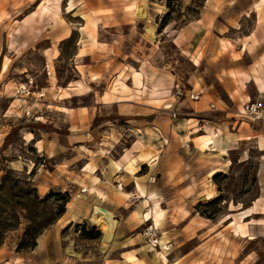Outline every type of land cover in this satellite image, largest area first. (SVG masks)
<instances>
[{
	"label": "rangeland",
	"instance_id": "obj_1",
	"mask_svg": "<svg viewBox=\"0 0 264 264\" xmlns=\"http://www.w3.org/2000/svg\"><path fill=\"white\" fill-rule=\"evenodd\" d=\"M206 3L208 9L213 10L215 5L219 8L225 1L0 0V81H7L9 87H13L9 93L15 94V107L8 112L11 118L5 121L7 127L12 126L8 135L15 132L9 143L6 145L7 135L0 147V264H264V215L258 219L246 217L244 225L250 233L246 239L233 229L234 222L243 221L240 214L251 206L264 212V153L255 140L239 143L230 152L232 163L213 177L216 195L208 194L204 200L192 201L196 204L178 208V214L173 210L171 220L163 210L161 225H155L153 220L144 222L136 216L146 199L134 200L127 208L113 211L93 199L95 194L104 197L100 191L78 178L79 166L87 160L79 151L93 156V151L88 150L91 146L107 153V147L116 145L113 154L118 156L122 146L131 144L132 136L126 134L128 125L117 109L102 108L92 122L100 128L95 133L90 129L66 127L67 122L59 113L61 98L70 95L69 90L62 91V88L73 85H80V93L91 92L66 101L71 107L91 105L93 96L105 90L106 99L148 93L147 89L143 92L137 88L143 84L140 78L153 89L164 84L159 90L163 93L151 90L150 95L171 97L175 103L182 100L185 90L192 86L190 78L197 73L189 53L178 47L170 34L172 29L195 21L206 11ZM250 3L252 1L242 0L241 7L249 10ZM248 13L241 29L232 31L234 38L238 32L246 33L253 27V17L250 11ZM167 14L169 25L161 31V22ZM60 16L67 24L60 21ZM68 27L71 31L67 37ZM151 27L154 29L152 37L147 31ZM166 30L170 31L169 35ZM80 42L83 46L79 53L87 55L85 57L78 56ZM221 43L219 52L227 47L225 40ZM193 59L199 63L198 57L193 56ZM136 72H141L140 76ZM163 73L169 77V83L164 81ZM50 76V80L60 86V92L50 94L46 89ZM24 85H28L29 94L20 92ZM26 98V108L22 109L21 99ZM45 98L52 100L50 104ZM163 99L152 103L167 110L174 109L171 102ZM46 102L47 106L42 105ZM7 105L8 99H0V108L5 109ZM259 106L264 112V106ZM184 107L175 109L183 122L189 117ZM46 109L49 110L45 117L39 116ZM239 118L244 127L248 128L249 123L258 125L244 116ZM188 120L187 126H194L191 130L198 128L197 119ZM30 130L38 137L43 134L40 137L43 142L38 146L45 151L39 152L34 143L27 140ZM74 159L80 160L74 163ZM87 168L95 169L94 165ZM58 171L68 172L69 178L60 177ZM181 202L184 201H169L172 207ZM97 205L111 211L116 221L109 242L104 241L102 225L91 219ZM63 208L65 212L61 213ZM182 219L177 228L189 225L190 234L203 226L211 229L231 223L221 237L226 248L213 245L208 255L206 251L197 250L198 255L193 259L180 261L179 255L188 246L179 249L180 245L171 241L170 232L171 223ZM150 225L158 229V247L149 242L147 228ZM233 250L236 253L244 250L251 256L246 262L233 261ZM160 253L166 254L167 262L159 258Z\"/></svg>",
	"mask_w": 264,
	"mask_h": 264
},
{
	"label": "crops",
	"instance_id": "obj_2",
	"mask_svg": "<svg viewBox=\"0 0 264 264\" xmlns=\"http://www.w3.org/2000/svg\"><path fill=\"white\" fill-rule=\"evenodd\" d=\"M224 1L225 3H222L219 8L215 5L213 10L208 9L206 3V11L204 10L195 21L186 23L180 29L171 30L170 36L173 42L189 53L188 56L197 73L194 78H190L192 86L185 90V97L182 100L175 103L171 97L150 95L151 90L158 91V94L163 93L159 90L164 84L153 89L144 78L142 80L140 78L143 84L137 88L143 89V92L147 89L148 93L138 95L132 93L131 97H129L130 94H125L126 97L123 98L106 99L107 91L105 90L100 95H94L93 104L88 106L71 107L66 101L91 91L80 93V85L62 88V91L65 89L70 91V95L62 97V102L60 101L62 109L59 113L64 116L67 122L66 127L72 129L75 126L77 130L90 129L93 133L100 131L99 126H94L92 122L100 115L103 107H115L119 116L124 118L128 125L126 134L131 135L133 140L131 144L121 147L118 156L113 154L117 148L116 145L107 147L105 149L107 153H101L100 150L91 146L92 149L88 150L93 151V156L87 154V151H79L85 154L87 160L79 166L78 178L83 179L89 183L90 188L95 187L104 195L102 198L92 193L95 194L93 199L105 203L106 208L120 211L127 208L134 200L150 199V206L158 203L163 208L157 206L158 204L151 206L152 212L157 213L154 211L159 209L164 216L165 211L168 213L166 215L168 220H171L169 218L173 210L178 214V208L186 209L196 204L192 201L204 200L208 198V194L216 195L213 177L232 163L229 158L230 152L237 144L255 140L259 150L264 153V122H256L258 125L249 123L247 128L239 118L241 106L243 107L246 102L264 106V0H250L252 3L249 5V10L241 7L242 0ZM248 11H250V17H253V27L249 32L242 34L238 32V36L234 38L233 32L241 29V24L243 25V21L247 19L245 16H249ZM169 32V30L165 31L168 35ZM221 40L226 41L227 47L219 52L222 49ZM79 44L78 56H87L79 53L83 46L81 42ZM193 56L199 58V63H195ZM136 73L140 76L141 72ZM87 74L89 75V71ZM1 76L2 74L0 78ZM163 76L164 81L169 83V77L164 73ZM50 78L51 76L46 89L50 94L60 92V86L56 82L53 83ZM129 80H133V77L130 76ZM9 86L7 81L5 83L0 81V99H8L6 108H0V147L12 128L11 124L8 127L5 124V121L11 118L8 112L15 107V94L9 93L13 87ZM161 98H164V102H171L174 111L176 108L186 106L184 112L189 117L185 118V122L177 116L174 119L171 116V110H167L166 107L152 103L160 101ZM48 99L45 98V101ZM21 100L23 103L20 104V108L25 109L27 98ZM49 101L52 100H48L50 104ZM42 105L47 106V102ZM48 110L38 115L45 117V112ZM188 119H197L198 128L191 130L194 126H187ZM171 121L173 124L170 123ZM216 131L220 140L217 143L212 140L206 141ZM27 133L34 135L31 142L34 143L35 148L39 152L45 151V149L40 150L38 146L43 142L40 138L43 134L41 133L38 137L34 130ZM22 137L25 142L24 131ZM144 154H150L147 161L142 159ZM79 160L74 159L72 162L77 163ZM88 165H94L95 169H88ZM58 172L61 173L60 177L69 178V169L68 174ZM171 200L184 202L175 203L172 207L169 203ZM250 208L246 210H251V217L248 216V218L258 219L257 217L264 215L262 210H255V205ZM175 213L172 215L177 217ZM183 220L172 222L173 227L170 232L171 241L175 245L179 244V249L188 246L179 255L180 261L193 259L198 255L197 250H200V253L206 251L208 255L213 245H218L221 249L226 248L224 239L221 237L231 223L222 227L215 225L211 229L209 226H203L190 234L187 229L189 225L182 229L177 228L179 222ZM243 222L247 224L246 220ZM229 230L231 234L235 232V230L234 232L232 229ZM131 231L133 229L128 230V232ZM241 238L247 237L241 235ZM192 242L194 244L189 246ZM162 244L164 245V242ZM232 253H234L233 261L246 262L251 256L244 250H238L237 253L233 250Z\"/></svg>",
	"mask_w": 264,
	"mask_h": 264
},
{
	"label": "bare ground",
	"instance_id": "obj_3",
	"mask_svg": "<svg viewBox=\"0 0 264 264\" xmlns=\"http://www.w3.org/2000/svg\"><path fill=\"white\" fill-rule=\"evenodd\" d=\"M58 7H60V6L58 5ZM60 21L64 24H67L66 21L64 20V18H62L61 16H60ZM70 31L71 30L69 27L66 28V34L67 35L70 34ZM147 31L149 32L151 37L154 36V29L152 27L148 28ZM168 107H170V106H168ZM27 137H28L29 141H32L33 136L31 134H29V136H27ZM210 140L217 143L220 139L218 138L217 134H213V136L208 138L206 141H210ZM149 155L150 154H144L142 156V159L144 161H147L149 158ZM210 196H212V195H210ZM146 207H150V208L148 210H146ZM250 215H251V210H248V211L245 210L244 212L241 213L240 220L243 219V221H244L245 220L244 218H246ZM136 216L138 219L144 220V222L149 221V220H153L155 225H161L162 219H163L162 213H160V212L153 213L152 212L151 206H150V199L149 200L146 199L145 202H143V204L138 209ZM91 219L93 222H95L99 225H102L103 229L105 230L104 241L109 242L111 240V238L113 237V233H114V229H115V225H116V221L114 220L113 213L111 211L104 209V208L97 205L93 211ZM243 221L235 222L233 228H234L236 233L246 237V236H249V231L246 228V226L244 225ZM159 255H160L159 258L161 260H163L164 262H167L168 258H167L165 253H162V254L160 253Z\"/></svg>",
	"mask_w": 264,
	"mask_h": 264
},
{
	"label": "built area",
	"instance_id": "obj_4",
	"mask_svg": "<svg viewBox=\"0 0 264 264\" xmlns=\"http://www.w3.org/2000/svg\"><path fill=\"white\" fill-rule=\"evenodd\" d=\"M20 92L22 94H29L30 89L28 85H24L20 88ZM40 96H43L44 93H39ZM172 116L176 117L177 113L174 110H171ZM240 115L248 118L252 122H258V121H264V112L262 108L251 102H246L243 105V110H240ZM158 229L154 225H150L147 228V236L149 238V242L153 247H158L159 242V235H158Z\"/></svg>",
	"mask_w": 264,
	"mask_h": 264
},
{
	"label": "trees",
	"instance_id": "obj_5",
	"mask_svg": "<svg viewBox=\"0 0 264 264\" xmlns=\"http://www.w3.org/2000/svg\"><path fill=\"white\" fill-rule=\"evenodd\" d=\"M169 14V13H168ZM168 14L166 15V16H164V18H163V20H162V22H161V25H160V30L162 31L163 29H165L168 25H169V23L166 21V18H167V16H168ZM160 31V32H161ZM15 132V130H13L9 135H8V137L6 138V145L9 143V141L11 140V138H12V136H13V133ZM60 194V193H59ZM218 199V198H217ZM65 212V210H64V208L62 209V211H61V213H64Z\"/></svg>",
	"mask_w": 264,
	"mask_h": 264
}]
</instances>
